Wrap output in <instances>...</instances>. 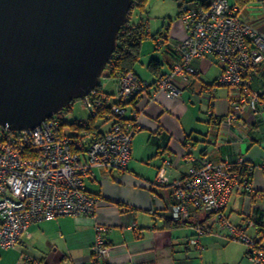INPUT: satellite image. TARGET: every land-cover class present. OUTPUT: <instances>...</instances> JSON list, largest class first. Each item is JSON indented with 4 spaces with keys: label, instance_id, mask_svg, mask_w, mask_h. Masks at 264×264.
I'll use <instances>...</instances> for the list:
<instances>
[{
    "label": "crops",
    "instance_id": "1",
    "mask_svg": "<svg viewBox=\"0 0 264 264\" xmlns=\"http://www.w3.org/2000/svg\"><path fill=\"white\" fill-rule=\"evenodd\" d=\"M176 1L171 11H167V5H151L132 23L142 22L149 37L142 41L140 61L134 67V73L149 83L171 70L179 56L176 46L186 37V30L177 24L173 30L170 24L162 30L165 21L175 17V11L178 18L179 5L192 0ZM194 1L206 4L210 0ZM228 1L237 7L240 20L264 35V0H251L242 7L237 0ZM160 34L167 38L156 47ZM152 59L160 64L158 74L148 68ZM195 65L199 76L182 91L181 100L171 99L165 92L153 96L151 91L126 106L124 120H131V113L137 112V130L126 171L95 169L94 177L86 180V191L99 200L93 217H58L34 224L31 238L19 244L29 253L25 254V263L93 264L94 225L100 224L107 228L109 256L96 264H250L248 248L221 231L213 216L199 214L179 226H171L165 216L174 200L171 186L156 182L161 169L171 182L188 175L192 159L204 156L214 163L226 159L245 164L251 171L250 190L236 191L223 214L234 226L252 221L254 225L246 228V234L264 246V103L258 106V125L248 127L241 119L227 124L229 91L216 85L220 66L212 56ZM106 78L101 80L102 90L111 94ZM250 88H264V65L262 74L251 80ZM112 103L109 100L107 104ZM70 118L71 122L86 121ZM112 118L104 124V130L101 127L102 134L109 129ZM67 133L74 132L67 127ZM132 222L136 230L130 228ZM196 226L205 230L199 237V248L189 242Z\"/></svg>",
    "mask_w": 264,
    "mask_h": 264
},
{
    "label": "built area",
    "instance_id": "2",
    "mask_svg": "<svg viewBox=\"0 0 264 264\" xmlns=\"http://www.w3.org/2000/svg\"><path fill=\"white\" fill-rule=\"evenodd\" d=\"M237 11L228 0L206 4L183 1L179 19L186 37L176 46L178 60L168 73L149 83L128 71L112 78L111 94L95 88L81 99L90 117L108 106L109 100L113 102L109 106L111 125L99 139L87 132L80 137L67 133V127L62 128L55 117L22 131L0 126V249H12L30 239L31 228L39 221L93 217L99 200L86 191V180L94 177L95 169L126 171L131 156L137 112L131 113V120H124L126 106L151 91L153 96L165 92L171 99L181 100L182 91L199 76L195 64L200 59L212 56L220 66L216 85L229 90L226 123L241 119L248 127L259 124L258 106L264 103V88L252 90L250 82L262 74L264 35L240 20ZM156 41L160 47L163 38ZM192 161L188 175L181 179L170 182L164 169L157 175L158 184L172 188L174 202L166 218L185 224L199 214L213 216L221 231L248 248L250 264H264V246L246 234V228L254 223L234 226L223 214L231 196L236 191H249V183L226 159L214 163L204 156ZM130 228L136 230V223ZM106 231L105 226L94 225L93 264L109 256ZM204 233L196 226L190 244L199 248V237Z\"/></svg>",
    "mask_w": 264,
    "mask_h": 264
},
{
    "label": "water",
    "instance_id": "3",
    "mask_svg": "<svg viewBox=\"0 0 264 264\" xmlns=\"http://www.w3.org/2000/svg\"><path fill=\"white\" fill-rule=\"evenodd\" d=\"M132 0H0V126L33 129L101 84Z\"/></svg>",
    "mask_w": 264,
    "mask_h": 264
},
{
    "label": "trees",
    "instance_id": "4",
    "mask_svg": "<svg viewBox=\"0 0 264 264\" xmlns=\"http://www.w3.org/2000/svg\"><path fill=\"white\" fill-rule=\"evenodd\" d=\"M249 1L251 0H237V4L239 7H242L244 6L243 4ZM149 2L150 0H132L131 7L129 9L127 16V22L120 29V32L118 34V39L116 42V49L112 54L105 70L103 71L102 77H107L112 79L128 71L134 73V67L140 61L141 43L142 41H144L149 37L146 33V29L142 22L138 24H131L130 21L132 18V14L135 10L139 11L140 13H146L147 12L146 9ZM178 17H179V13H178ZM159 36L162 37L163 39L167 38L164 37L163 34H160ZM148 68L152 72L158 74L160 70V64L158 61L152 59L148 64ZM96 88L98 90H101L102 89L101 84ZM73 103L74 101L66 107V109L63 111V116H65L66 112L68 113L70 112ZM63 116L56 117L61 122L62 128L68 127L71 131L76 132L77 133L76 136L79 137L82 132H87L96 139H99L101 137L102 135V133L100 132L101 127L105 123H107L111 118L110 107L107 105H105L103 109L99 110V112L95 117L89 116L84 122L76 121V120L72 122H67L65 119L61 118ZM231 165L233 169L239 173V176L243 180L249 182L251 177V171L245 164L231 163ZM186 224L188 223H185V225ZM255 224L257 225V222ZM179 225L178 223H173V222L171 224V226H179Z\"/></svg>",
    "mask_w": 264,
    "mask_h": 264
},
{
    "label": "rangeland",
    "instance_id": "5",
    "mask_svg": "<svg viewBox=\"0 0 264 264\" xmlns=\"http://www.w3.org/2000/svg\"><path fill=\"white\" fill-rule=\"evenodd\" d=\"M151 5H167L166 6L167 11H171L172 5H177V1L176 0H150L149 4L147 6V9H146L147 11L150 9ZM149 13H150V11H149ZM175 13H176V11H175ZM175 13H174V15L176 17ZM143 15H145V13H140L139 11L135 10L132 14V18L130 21L131 24L136 22L138 20V18L143 16ZM175 17L172 18L171 22H169L168 19L165 21V26L162 27L163 31H165L166 25H168V24H170V30H173L176 27V24L179 25L181 27V29H183V28L185 29V26L181 22L179 17L178 18H175ZM160 23H161V21H160ZM159 26H161V25H159ZM169 36H171V34ZM149 43H151V42H149ZM106 81H108L107 86L110 88V90L113 91L114 84H115L114 79H111V78L107 79L106 78V79H104V82H106ZM223 88H225V87H223ZM197 106H199V105H197ZM69 116L70 117L74 116V117H77L79 119H87L89 117V113L85 109V107L83 106L81 99L75 100L74 103L72 104V112L71 113L66 112L65 116H63L61 118L65 119L67 122H71L70 121L71 118ZM56 117L57 116H55V118ZM106 127H107L106 125H103L102 126L103 130ZM25 254H29V253L27 251L22 250L20 245H17L15 248L7 249V250L0 249V264H30V263H25L26 262L24 260ZM33 257H34V255H31V258H33Z\"/></svg>",
    "mask_w": 264,
    "mask_h": 264
}]
</instances>
